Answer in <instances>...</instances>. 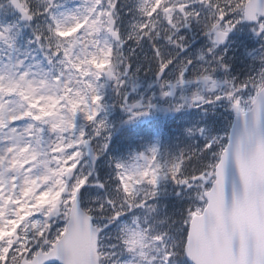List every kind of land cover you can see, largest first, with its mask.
<instances>
[{"label":"snow or ice","instance_id":"1","mask_svg":"<svg viewBox=\"0 0 264 264\" xmlns=\"http://www.w3.org/2000/svg\"><path fill=\"white\" fill-rule=\"evenodd\" d=\"M51 260L264 264V0H0V264Z\"/></svg>","mask_w":264,"mask_h":264},{"label":"rangeland","instance_id":"2","mask_svg":"<svg viewBox=\"0 0 264 264\" xmlns=\"http://www.w3.org/2000/svg\"><path fill=\"white\" fill-rule=\"evenodd\" d=\"M20 56H22V54L19 53Z\"/></svg>","mask_w":264,"mask_h":264}]
</instances>
